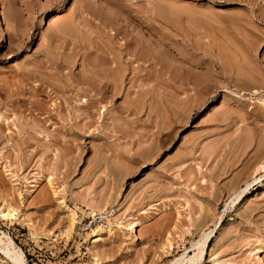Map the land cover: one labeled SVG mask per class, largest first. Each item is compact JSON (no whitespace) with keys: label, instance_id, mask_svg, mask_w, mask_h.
<instances>
[{"label":"rangeland","instance_id":"obj_1","mask_svg":"<svg viewBox=\"0 0 264 264\" xmlns=\"http://www.w3.org/2000/svg\"><path fill=\"white\" fill-rule=\"evenodd\" d=\"M262 157L264 0H0V233L25 264H170L219 223L200 264H264Z\"/></svg>","mask_w":264,"mask_h":264},{"label":"bare ground","instance_id":"obj_2","mask_svg":"<svg viewBox=\"0 0 264 264\" xmlns=\"http://www.w3.org/2000/svg\"><path fill=\"white\" fill-rule=\"evenodd\" d=\"M259 163L256 165V169L254 172H257L261 169H264V157L261 158V161H258ZM245 189L239 192L237 195V198L244 197ZM63 205L64 210L66 213H68L69 217V224L67 226V231L71 232L73 230V227L75 225V212L69 208L68 206ZM91 217H94L95 211L91 210ZM144 213V212H143ZM15 216V211L9 207L2 206L0 207V219L2 220H10L13 219ZM132 220L131 218H128L126 221ZM219 223L217 227L220 225ZM138 225L137 220L136 221H129L127 224V229L129 231H133ZM217 227L213 230H211L209 233L205 234L202 239L195 242L191 248V252H184L181 256L174 259L170 264H200L203 261V256L205 254L206 248L208 246L209 240L213 237L214 232L217 230ZM66 233V232H65ZM62 234V233H61ZM68 234V233H67ZM103 234H110V230L106 228H99L98 230L94 231L92 234L93 238V244L97 243L100 240V236ZM63 235V234H62ZM36 239V238H33ZM92 244V245H93ZM171 242L167 240L165 242V245L162 246L161 251L162 253H167L169 248L171 249ZM0 254L4 257V259L8 260L11 264H25V260L23 258V255L21 251L16 248L12 241L2 233H0ZM3 262V261H1ZM212 264H233L231 261L226 260H217L216 255L212 254ZM1 264V263H0Z\"/></svg>","mask_w":264,"mask_h":264},{"label":"trees","instance_id":"obj_3","mask_svg":"<svg viewBox=\"0 0 264 264\" xmlns=\"http://www.w3.org/2000/svg\"><path fill=\"white\" fill-rule=\"evenodd\" d=\"M211 241V240H210ZM210 241L208 242V245L210 244Z\"/></svg>","mask_w":264,"mask_h":264}]
</instances>
